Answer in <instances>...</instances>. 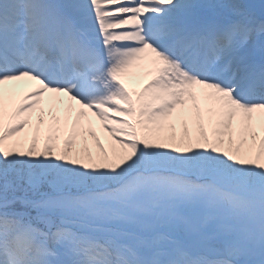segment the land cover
<instances>
[{"label": "snow or ice", "instance_id": "snow-or-ice-1", "mask_svg": "<svg viewBox=\"0 0 264 264\" xmlns=\"http://www.w3.org/2000/svg\"><path fill=\"white\" fill-rule=\"evenodd\" d=\"M0 264H264V0H0Z\"/></svg>", "mask_w": 264, "mask_h": 264}, {"label": "bare ground", "instance_id": "bare-ground-1", "mask_svg": "<svg viewBox=\"0 0 264 264\" xmlns=\"http://www.w3.org/2000/svg\"><path fill=\"white\" fill-rule=\"evenodd\" d=\"M147 72V68H145V69H143L142 70V72L141 73H146ZM8 87H10V86H8ZM18 91H23V89H20V90H18ZM17 99H18V97H17ZM45 102H46V100H45ZM44 102V108H45V114H44V121H45V123H44V125H40L39 127H41V129H43V128H46L47 126H48V124H49V121H50V118H49V115H48V109L51 107V108H53V104L52 103H45ZM200 103H201V106L203 107V101H200ZM67 105H61L60 106V109H61V111L60 112H63V109H64V107H66ZM54 109V108H53ZM37 112H38V109L36 110V111H34V113H33V117H32V120H31V122H30V125H29V127L28 128H26L25 129V132L24 133H22L21 135H30L31 134V132L36 128V127H38V125H37V123H36V114H37ZM92 118H94V116H92L91 115V113H87V111H86V116L83 118L85 121H91V127H92V130L93 131H95L96 132V134H97V132H98V129H99V127L97 126V123H98V120H94V119H92ZM176 124H177V122H176ZM178 126V125H177ZM177 126H176V131H177ZM85 139V138H84ZM78 140H79V137H78ZM77 140V141H78ZM41 141H42V138H41ZM92 144V143H91ZM105 144V143H104ZM107 144V143H106ZM93 151H94V148L92 149Z\"/></svg>", "mask_w": 264, "mask_h": 264}, {"label": "rangeland", "instance_id": "rangeland-1", "mask_svg": "<svg viewBox=\"0 0 264 264\" xmlns=\"http://www.w3.org/2000/svg\"><path fill=\"white\" fill-rule=\"evenodd\" d=\"M254 1V3H258L260 0H253ZM88 138V137H87ZM86 140V139H85ZM87 141V140H86ZM78 143V145H79V141L77 142ZM87 144H88V142H87Z\"/></svg>", "mask_w": 264, "mask_h": 264}]
</instances>
